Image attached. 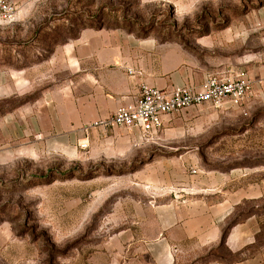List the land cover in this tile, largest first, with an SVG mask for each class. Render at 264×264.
<instances>
[{
	"label": "rangeland",
	"instance_id": "374dc122",
	"mask_svg": "<svg viewBox=\"0 0 264 264\" xmlns=\"http://www.w3.org/2000/svg\"><path fill=\"white\" fill-rule=\"evenodd\" d=\"M89 29L179 47L202 74L264 60V0H25L14 21L0 18V264L125 259L113 241L135 210L159 202L147 183L161 179V159L194 153L206 171L256 169L264 194V104L246 115L187 108L155 144L120 127H65L57 106L73 75L56 53ZM249 215L242 264H264V195L243 204ZM212 255L200 264L234 262L227 249Z\"/></svg>",
	"mask_w": 264,
	"mask_h": 264
},
{
	"label": "crops",
	"instance_id": "0c3cea01",
	"mask_svg": "<svg viewBox=\"0 0 264 264\" xmlns=\"http://www.w3.org/2000/svg\"><path fill=\"white\" fill-rule=\"evenodd\" d=\"M13 1L18 7L25 0ZM56 57L73 75L72 94H65L57 106L65 127L73 128L135 102L141 84L161 90L182 85L199 87L209 75L195 72L179 47L141 41L116 31L86 30L58 50ZM249 59L238 67L253 81L247 113L264 104V60ZM168 120L164 118L163 126ZM162 128L144 144L168 137ZM132 130L141 139L140 132ZM184 159L188 173L181 167ZM157 165L161 179L155 183L149 179L147 184L153 186L159 202L152 209L135 210L139 219L124 226L113 241L116 246L125 245L127 257L106 264H200L219 249L232 253L233 264H242L243 247L251 240L248 221L252 218L249 215L243 221L242 206L264 195L259 192L257 170L206 171L194 153L187 158L161 159ZM189 168L195 173L191 174Z\"/></svg>",
	"mask_w": 264,
	"mask_h": 264
},
{
	"label": "built area",
	"instance_id": "2783aa9c",
	"mask_svg": "<svg viewBox=\"0 0 264 264\" xmlns=\"http://www.w3.org/2000/svg\"><path fill=\"white\" fill-rule=\"evenodd\" d=\"M16 12L17 4L13 0H0V18L4 22L14 21ZM128 72L132 74V71ZM252 96L253 81L248 74L239 68L228 67L207 75L199 87L182 85L161 90L141 84L135 102L120 105L111 116L98 119L89 126L136 129L146 141L163 127L165 117L171 118L190 107L206 104L216 110L237 109L246 115ZM190 171L195 173L196 170L190 168Z\"/></svg>",
	"mask_w": 264,
	"mask_h": 264
}]
</instances>
